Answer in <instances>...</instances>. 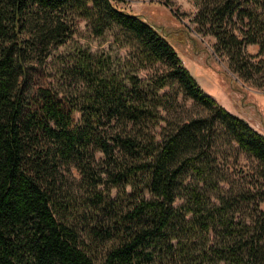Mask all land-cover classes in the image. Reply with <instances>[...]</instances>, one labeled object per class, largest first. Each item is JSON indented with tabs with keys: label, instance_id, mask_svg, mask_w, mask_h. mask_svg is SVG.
<instances>
[{
	"label": "trees",
	"instance_id": "1",
	"mask_svg": "<svg viewBox=\"0 0 264 264\" xmlns=\"http://www.w3.org/2000/svg\"><path fill=\"white\" fill-rule=\"evenodd\" d=\"M194 1L198 21L237 59L243 40L234 18L248 26L245 42L264 45V0ZM73 15L95 35L114 32L137 66L162 65L157 84L110 78L105 60L88 53L77 64L80 99L33 86L28 48L65 42ZM172 80L207 114L157 138L161 89ZM223 134L257 160L264 181V134L206 93L143 15L114 0H0V264H264L258 202L256 214L241 218L240 192L228 188L216 202L203 191Z\"/></svg>",
	"mask_w": 264,
	"mask_h": 264
},
{
	"label": "rangeland",
	"instance_id": "2",
	"mask_svg": "<svg viewBox=\"0 0 264 264\" xmlns=\"http://www.w3.org/2000/svg\"><path fill=\"white\" fill-rule=\"evenodd\" d=\"M114 1L118 6L140 13L153 23L173 43L183 64L203 90L264 134V45L244 41L242 30L248 26L237 18L230 23L233 31L243 40L240 58L237 59V53L233 54L231 49L225 48L223 42L212 33L209 24L198 21L199 6L194 0ZM248 3L251 7L255 6L254 0H248ZM257 8L264 14V7L258 5ZM67 22L73 32L65 42L36 43V47L28 48L27 64L30 65L33 86L46 85L68 97L80 99L84 94V84L77 64L83 63L82 57L88 53L105 60V73L110 78L135 74L157 84L158 74L164 68L162 65L158 70L150 66H137L135 60L131 61L130 56L127 58L128 48L114 32L95 35L88 20L81 16L68 17ZM30 29L31 25L22 31L23 39L32 36ZM241 60L245 65L240 64ZM161 90L165 92V104L159 108V120L154 128L157 138H161L166 129L207 114L206 108L188 96L177 81L172 80ZM210 158H213L217 173L204 187L203 191L208 197L217 202L218 194H229L226 189L230 188V192H240L237 216L242 218L256 214L254 202H258L264 210V200L260 199L264 194V181L258 176L255 158L230 142L226 134L215 137ZM219 178L224 181H221L222 187L218 190L216 183ZM115 193L116 189H113L112 195Z\"/></svg>",
	"mask_w": 264,
	"mask_h": 264
}]
</instances>
